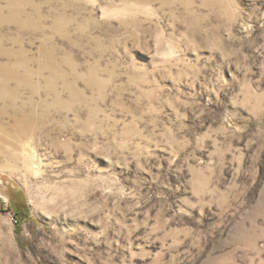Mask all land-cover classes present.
I'll return each mask as SVG.
<instances>
[{
  "label": "rangeland",
  "instance_id": "1",
  "mask_svg": "<svg viewBox=\"0 0 264 264\" xmlns=\"http://www.w3.org/2000/svg\"><path fill=\"white\" fill-rule=\"evenodd\" d=\"M131 1L0 0L71 146L0 155V264H264V0Z\"/></svg>",
  "mask_w": 264,
  "mask_h": 264
},
{
  "label": "bare ground",
  "instance_id": "2",
  "mask_svg": "<svg viewBox=\"0 0 264 264\" xmlns=\"http://www.w3.org/2000/svg\"><path fill=\"white\" fill-rule=\"evenodd\" d=\"M126 1L132 2L131 0ZM10 4L14 5L12 1ZM91 75L94 74L91 73ZM22 80H24L23 77L18 73L0 77V155L10 166H18L17 155L19 153L34 166V157H31V161L28 152L32 149L31 142L35 143L42 137L51 140L56 149L70 150L71 147L68 143L61 144L55 136L52 123V119L55 120V118L51 114L50 105L34 101L29 102L28 105L20 103L19 85L13 89L8 86V82L14 81L21 84ZM54 103L58 105L60 100L57 99ZM66 122L67 119L60 123Z\"/></svg>",
  "mask_w": 264,
  "mask_h": 264
},
{
  "label": "trees",
  "instance_id": "3",
  "mask_svg": "<svg viewBox=\"0 0 264 264\" xmlns=\"http://www.w3.org/2000/svg\"><path fill=\"white\" fill-rule=\"evenodd\" d=\"M15 216H16L15 218L17 219L18 224H19V222H20V219L19 218H20L21 214H16Z\"/></svg>",
  "mask_w": 264,
  "mask_h": 264
},
{
  "label": "built area",
  "instance_id": "4",
  "mask_svg": "<svg viewBox=\"0 0 264 264\" xmlns=\"http://www.w3.org/2000/svg\"><path fill=\"white\" fill-rule=\"evenodd\" d=\"M15 224H18V221L15 217H13Z\"/></svg>",
  "mask_w": 264,
  "mask_h": 264
}]
</instances>
